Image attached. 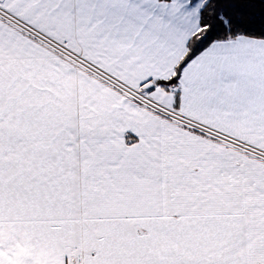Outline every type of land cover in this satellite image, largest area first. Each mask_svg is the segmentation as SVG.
I'll list each match as a JSON object with an SVG mask.
<instances>
[{"label":"snow or ice","instance_id":"6c2138e0","mask_svg":"<svg viewBox=\"0 0 264 264\" xmlns=\"http://www.w3.org/2000/svg\"><path fill=\"white\" fill-rule=\"evenodd\" d=\"M0 264H264V0H0Z\"/></svg>","mask_w":264,"mask_h":264}]
</instances>
